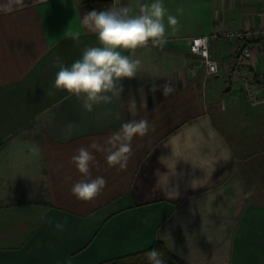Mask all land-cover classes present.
<instances>
[{
  "label": "crops",
  "instance_id": "obj_1",
  "mask_svg": "<svg viewBox=\"0 0 264 264\" xmlns=\"http://www.w3.org/2000/svg\"><path fill=\"white\" fill-rule=\"evenodd\" d=\"M82 1L25 0L0 12V264H99L154 240L183 264H264V39L221 34L264 26V0H163L179 31L163 48L137 50L141 70L92 111L53 87L57 57L71 66L98 45ZM195 35L209 37L217 75L190 53ZM237 47L258 103L225 85ZM141 119L149 131L133 138L124 169L89 148ZM81 147L96 157L91 177L106 180L91 201L71 193Z\"/></svg>",
  "mask_w": 264,
  "mask_h": 264
},
{
  "label": "clouds",
  "instance_id": "obj_2",
  "mask_svg": "<svg viewBox=\"0 0 264 264\" xmlns=\"http://www.w3.org/2000/svg\"><path fill=\"white\" fill-rule=\"evenodd\" d=\"M24 7H27L25 0L0 2V12L4 14ZM177 11L182 13L183 9ZM83 23L97 36L98 45L87 47L71 66H65L57 57L59 70L53 87L75 96L88 111H92L94 105L111 103L113 96L122 91V86L118 87L121 81L137 75L142 67L141 60L135 58L137 50L163 48L169 36L179 31L177 16L168 12L163 0H151L150 3L130 0L127 5L92 10L83 17ZM78 36V33L74 34V38L78 39ZM162 89L165 96L175 90L171 82L164 83ZM149 128L148 121L144 119L125 122L104 145L93 141L89 148L105 153L109 167L124 169L132 154L133 138L145 136ZM89 148H79L70 158V163L82 176L72 185L71 193L81 201L93 200L106 186L104 177H91V166L96 157ZM66 223V219L57 221L54 227L62 231ZM146 257L148 264H166L162 253L156 249L146 253Z\"/></svg>",
  "mask_w": 264,
  "mask_h": 264
},
{
  "label": "built area",
  "instance_id": "obj_3",
  "mask_svg": "<svg viewBox=\"0 0 264 264\" xmlns=\"http://www.w3.org/2000/svg\"><path fill=\"white\" fill-rule=\"evenodd\" d=\"M221 34L227 39H264V26L244 30L224 29ZM249 46L251 47V45ZM189 51L197 57L208 75L218 74V61L211 56L209 51V37L206 35H195L191 37L189 41ZM247 55L246 49L237 47L229 58V69L224 74V82L228 89L232 87L238 88L242 92L246 102L255 104L261 100V89H258L253 78L246 75L244 65Z\"/></svg>",
  "mask_w": 264,
  "mask_h": 264
},
{
  "label": "trees",
  "instance_id": "obj_4",
  "mask_svg": "<svg viewBox=\"0 0 264 264\" xmlns=\"http://www.w3.org/2000/svg\"><path fill=\"white\" fill-rule=\"evenodd\" d=\"M110 5V0H84L80 3L84 14L92 10L107 9ZM152 249H156L162 253L166 264H183V261L178 256L170 252L165 246L164 242L161 240H154L150 246L142 251L118 256L114 259L104 261L99 264H148L146 253Z\"/></svg>",
  "mask_w": 264,
  "mask_h": 264
},
{
  "label": "rangeland",
  "instance_id": "obj_5",
  "mask_svg": "<svg viewBox=\"0 0 264 264\" xmlns=\"http://www.w3.org/2000/svg\"><path fill=\"white\" fill-rule=\"evenodd\" d=\"M116 258V257H115ZM114 259V258H113ZM111 260V259H110ZM109 261V260H108Z\"/></svg>",
  "mask_w": 264,
  "mask_h": 264
}]
</instances>
